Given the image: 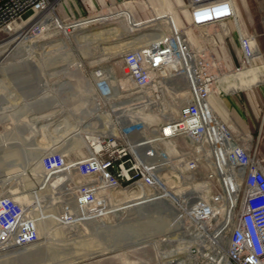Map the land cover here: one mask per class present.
<instances>
[{
  "label": "built area",
  "instance_id": "obj_1",
  "mask_svg": "<svg viewBox=\"0 0 264 264\" xmlns=\"http://www.w3.org/2000/svg\"><path fill=\"white\" fill-rule=\"evenodd\" d=\"M64 1L0 0V31L11 32L25 15L49 13V21L70 34L96 24L103 8L84 2L73 14ZM186 11L193 28L220 29L193 37L181 26L173 28L168 37L124 51L117 73L95 71L92 94L110 127L85 132L86 156L65 169L91 166L116 203H171L188 240L184 254L189 258L181 264H264L263 161L257 146L244 140H249L247 134L244 138L231 128L209 102L219 75L237 72L261 54L236 21L238 0H186ZM40 23L34 22L35 30ZM171 78L185 80L188 100L174 118L151 124L150 116L161 114L178 97L165 90ZM192 158L205 165L198 177ZM38 235L30 212L13 196H0V252L34 244ZM161 264L180 263L169 258Z\"/></svg>",
  "mask_w": 264,
  "mask_h": 264
},
{
  "label": "rangeland",
  "instance_id": "obj_2",
  "mask_svg": "<svg viewBox=\"0 0 264 264\" xmlns=\"http://www.w3.org/2000/svg\"><path fill=\"white\" fill-rule=\"evenodd\" d=\"M64 2L71 7V13L73 14L78 13L85 2L87 5H93L94 7H103L101 10L109 12L127 10L131 13L133 22H146L145 24L149 25L148 27L163 28L166 24H169L162 39L168 37L173 28L180 26L193 37H198L203 32L218 31L220 29V27L211 26L198 30L190 26L188 24L186 0H180V3L177 0H121L113 2L65 0ZM55 12L58 18L63 17L57 11ZM22 18L17 20L16 23L21 22ZM45 18H47L46 14L41 15L33 22H28L30 24L27 23L23 27L12 28L9 33L4 30L0 31V47L5 43L9 45L0 52V65L3 68L7 65L11 67V69H8L9 76H7L6 84L9 89L16 91L14 95L10 90L0 94V196L10 195L18 200L25 210L29 211L35 218L39 234V239L34 244L16 248L9 247L1 251L0 264H161L169 258L179 259L185 257V248L179 249L177 254H159L157 251L163 250L161 246L155 247L148 241H142L137 245L119 251H112L107 248L109 245V227L100 229V227H93L97 226L98 223L91 224L85 221L86 215L81 217L82 214L79 216L76 213L75 208H72L70 201L66 199L63 189L59 187L60 182H62L60 177L65 173L66 177L64 179H67L63 183L83 201L84 205L81 204L89 215L94 218L95 222H103L106 226L118 224L126 231L125 227L134 225V222H130L126 218L128 216L127 208H124L123 211L120 210V212H109V208H123L126 207L125 204L116 203L118 199L113 198L103 178L96 171H93L91 166L84 164L71 165L67 169L64 168L65 170L57 172L56 175H51V178L47 177V180L44 181L52 156L62 166H66L65 164H72L82 159L87 153L86 142L84 145L80 140L69 134L65 137L63 145L57 148L53 147L55 148L53 155L48 152L53 148H48L49 145L45 142V138L52 143L58 140L59 133L57 134L52 125L45 124L47 118L38 117L39 113L34 110L38 102H35L34 99L43 100L51 96L52 93L50 92L47 95V92L50 89L57 88L59 81L65 80L62 68L69 61L66 58H62L60 61L58 59V56L66 49L65 47L57 49L51 47L59 39H65L67 48L74 56V62L69 68L75 66L81 73L83 80L88 83L90 89L85 92V103L90 104L91 102H97L90 85L94 72L100 69V65L106 66L109 62L113 67V71L117 73L121 54L124 52L121 53V47L125 46V41L131 39L133 41V38L138 36V34H134L137 31H132L129 28L128 34L125 31H113L111 35L109 33V40L104 38L103 44H101L103 46L96 48L89 46V43L85 41V43H77L74 35L78 30L65 34L50 21L45 20L46 22L44 21L43 24H40V28L35 30L34 22L37 21L39 24ZM236 21L240 24L243 32L254 38V45L260 52L257 55H261L256 56L250 64L239 68L237 70L240 71L238 74H234L231 69L224 71L225 74L232 73V75L227 76L224 82L216 84L212 95L216 100H219L230 96L232 93L239 94L242 105L247 111L246 128L240 120H235L227 110H224L225 112L221 111L222 116L227 120V123L233 125L241 136L244 137L247 134L249 140H244L257 146L264 165V0H238ZM21 30H23L21 38L19 37L14 41L13 37ZM20 39L24 44V48L34 44V50L29 54H18L14 59H11L9 54ZM80 43L85 46L83 49L80 48ZM236 43V35H234L232 46H236ZM138 44L142 45L140 42ZM109 50L115 53H108ZM100 51L107 52L103 55L102 60L98 61L97 57H91V55H96ZM84 52L88 53L85 54ZM231 52L234 65L239 67L232 47ZM28 58L38 62L40 67H34L32 71H28L25 63ZM13 65L15 66L13 67ZM16 69H20L19 72L25 70L27 74H23L16 80L14 78ZM47 72L51 74L46 76ZM41 76L43 79L48 77L49 89L42 85ZM0 83L2 84V82ZM231 85L236 91L232 92L230 90ZM17 96L18 99H16ZM98 113L103 114L105 110H99ZM231 119H234L233 122ZM33 128L39 130L35 132ZM94 128V130L101 129L100 127ZM84 131L83 129L81 133L83 138L87 134ZM31 143L35 145L33 146ZM13 145L16 147L18 145L22 147L23 145L24 149L20 154L11 155L8 150ZM45 151L48 153L45 154ZM49 158L51 159L49 160ZM40 160L43 161V164L36 165ZM191 164L194 165V176L202 175L205 165L196 162L193 158ZM55 180H57V183L54 184ZM40 183V190L35 191L37 199L34 200L33 194L29 191L34 186L38 187ZM171 217V215L163 212L161 216L155 218L154 225L152 222L145 223L143 226L145 233H150L153 227L159 229L167 225L174 226ZM180 231L181 229H178L173 233Z\"/></svg>",
  "mask_w": 264,
  "mask_h": 264
},
{
  "label": "bare ground",
  "instance_id": "obj_3",
  "mask_svg": "<svg viewBox=\"0 0 264 264\" xmlns=\"http://www.w3.org/2000/svg\"><path fill=\"white\" fill-rule=\"evenodd\" d=\"M98 15H99L98 18L105 24L106 31H107L106 33L107 39L112 34L113 31H121V32L125 31V33L127 34L129 33L128 27L124 23L116 22L112 12L101 10V12H99ZM46 16H47V19L45 20L49 21L50 14L47 13ZM34 17L35 16L33 14L23 16L22 21L19 23H15L13 25V28H17L19 26L23 27L28 22L34 21L35 19L38 18V17L36 18ZM40 24H43V23L41 22ZM22 31L23 30H21L20 33L18 32L17 35L13 37L14 41L19 39L20 36H22L21 34ZM186 32L188 35H190L188 31ZM138 42L139 40L137 37L133 38V41L132 39L125 41V46L121 47V53L125 50L132 49L135 46H140ZM6 46H9V45L5 43L3 46H1L0 52L4 48H7ZM15 47L13 51L9 54L10 55L9 57L11 59L12 58L14 59V57L17 56L18 54H22V53L29 54L34 50V44L29 45L28 48H24V44L22 43L21 39L18 40ZM63 47H65L66 49L64 48L65 49L64 52L58 56V59L59 61L62 58L63 59L66 58L69 60L66 63L67 65L64 68H62L64 70L65 80L61 82L59 81L57 88L50 89V91L47 92V95L50 94L51 92L52 93L51 96H48L47 98L43 100L34 99L35 102H38L37 105L34 107V110L36 111V113H39L38 117L47 118L45 120L46 122L45 124L52 125L56 129L57 134L59 133L58 140L53 141L52 143H50V141L46 140L47 138H45V142L49 145V147L46 143L45 144L49 149L53 148L54 146L55 148H57L63 145L65 143L64 141L66 139L65 137L68 134L72 135L73 138L75 139L77 138L78 140H80V142H82L85 145V142H86L85 138L81 136L83 129L85 130L84 132H89V130H91L92 132L90 131V133H93L95 131L94 127H100L102 130H109V127H110V121H109L108 115L106 113H103V114L98 113L99 107L97 103H94V102H91L90 104L85 103L86 102L85 92L88 91V89L90 88H89L88 83L85 80H83L81 73L75 68V66L73 68H69L71 67L70 65L72 64V62H74V56L72 55V53H70L69 49L67 48V43L65 39L64 38L59 39V41L53 44V47L51 48L57 49V48H63ZM25 63L27 64L28 71L29 70L32 71L34 67H38V66L40 67L38 62H35L31 60L30 58H28ZM14 66L15 65H13V67ZM99 67L101 71L107 75L113 72V68L112 70H110L112 66L109 64V62L106 66L100 65ZM8 69H11L9 65L5 66L4 68L0 65V73H1L0 82H2V84L0 83V94L3 92L6 93L7 91L10 90L12 92V95H14V92L16 91L9 89L6 84L7 76H9ZM19 71L20 69L19 70L16 69V76L14 77L16 80L19 79L20 76H23V74H27V71L25 72V70H22L21 72ZM239 72L237 71L233 73L238 74ZM10 73L12 74V71ZM50 74H51L50 72L49 73L47 72L45 75L48 76ZM231 75L232 73L219 75L217 77V83L220 84L224 82L227 79V76L229 77ZM47 79L48 77H45L44 79L42 77V85H44L46 89H49V83ZM84 86L85 88H83ZM165 90L168 94H171V92L176 93L178 97L174 100V102L171 101L170 102L171 104L161 114L151 115L150 116V119H152L151 124H156L158 123V121L159 122L164 121L165 119L168 120V119L174 118L176 116L178 106L188 100L187 85L185 83V80L182 78L167 79L165 83ZM16 99H18V96ZM210 99H211V96L209 98V102H210ZM210 104L212 107H215L217 110H219L215 102L214 104L210 102ZM33 130L37 132L39 129L33 128ZM34 135L36 136V133ZM31 144L33 146L35 145L34 143H31ZM55 148H53V150H48V152H50L53 155ZM169 148L171 152L174 151V144L171 143ZM22 149H24L23 145L22 147L19 145L18 147L13 145L11 148H9L8 151H9V154L11 155H17L22 152ZM45 152H46L45 154L48 153L47 151ZM178 154L179 153L175 155L176 161L179 159ZM51 158H52L51 164L48 165L49 168L47 170V176L46 178H44V181L47 180V177L51 178V175L52 176L54 174L56 175L57 172L63 170L62 165L58 161H56V159H54L53 156ZM51 158H49V160ZM39 164H43V161L41 160L38 161L36 165H39ZM64 177H66L65 173H63L60 177V179H62V182H60L59 187L63 189V193L67 197L66 199L70 201L69 203L72 205V208L73 207L75 208L76 213L79 216H81L82 214L81 217H84V215H86L87 218H84L85 221L91 224L98 223L96 224L97 226H93V227H96V228L100 227V229L104 227H109V245L107 248H109L110 250L112 251L123 250L127 247L137 245L138 243L142 241L143 242L148 241L149 243L153 244L155 247L161 246L163 250L157 251L159 252V254H164V253L168 255L177 254V251L179 249L186 248L188 240L184 239L185 234L182 231L173 233L174 231L183 228V220L182 218H180L178 214H176V210L171 203L164 201V200L157 201V202H147L144 204H138V202H136V204H129V202H127L129 205L125 201L121 202V204H125L128 210L127 211L128 216L126 217L127 220L129 219L130 222H134L133 226L125 227V229L127 230L124 231L121 228L122 226L120 227L118 226V224L106 226L103 222H95L94 218H92L89 215V213L86 211L83 205L77 202L75 196L70 191V189L65 186L63 182H65L67 178L64 179ZM55 183H57V180L54 181V184ZM40 185L41 183L38 184V187L34 186L33 188H31V190L32 189L33 191L40 190L39 189ZM194 186L197 187V186H200V184L195 183ZM163 212L172 216L171 221L173 222L174 226H176V228H174V226L170 224L171 226L167 225L159 229H157L156 227H153L150 233H145L144 228H143L144 224L147 222L148 223L152 222L153 224L155 222V218H157V216H161ZM13 248H16V247H13ZM188 258H189L188 256H185L183 258H179V259L177 258V259L179 260V263L181 264L182 262L187 261Z\"/></svg>",
  "mask_w": 264,
  "mask_h": 264
},
{
  "label": "crops",
  "instance_id": "obj_4",
  "mask_svg": "<svg viewBox=\"0 0 264 264\" xmlns=\"http://www.w3.org/2000/svg\"><path fill=\"white\" fill-rule=\"evenodd\" d=\"M113 1H121V0H98V2H113ZM179 1L180 0H177L178 3H180ZM112 13H113V16L117 22L124 23L132 31H135V32L137 31L134 34H138V36H136V37L138 38L139 42L142 45L154 43V42L161 40L163 37V34L167 31V26H169V24H166L163 28L148 27L149 25H146L145 24L146 22L135 23V22H133V19L131 17V13L128 12L127 10L126 11L124 10L121 12H112ZM91 30H92V32H90ZM151 30H153V31H151ZM106 33H107V31H106L105 24L98 18V20L96 21V24H94L93 26L79 29L78 32L74 35V38H75L77 43L85 41V42L89 43L88 44L89 46H91V47L94 46V47L98 48V47L103 46L101 44H103L104 38H107ZM80 46H81L80 48H82V49H83V47H85L81 43H80ZM84 53L87 54L88 52H84ZM105 53H107V52H101L100 51L96 55L95 54L91 55V57H97V60L100 61L103 59V55ZM108 53H115V52L109 50ZM112 68L113 67H111L110 70H112ZM230 90L232 92L236 91V89L233 88L232 85L230 86ZM213 101L216 103L219 110H217L215 107H213V108L217 112L218 116L224 122L227 123V120L225 118H223V116H222L223 114L221 111L227 110V112H229V114H232V116L235 118V120H237V121L240 120L242 122V125L245 126V128H246L247 111H245L244 106L242 105L239 94L232 93V94H230V96L220 98L219 100H216L215 97L213 95H211L210 102L214 104ZM233 120L231 119L232 122H233ZM227 124H229L231 126V128L234 129L232 124H230V123H227ZM62 167H63V169L65 168V166H62ZM35 191H39V190H35ZM35 191H33V189L32 190L30 189V191H29L30 193L33 194L34 200L37 199L35 196Z\"/></svg>",
  "mask_w": 264,
  "mask_h": 264
},
{
  "label": "trees",
  "instance_id": "obj_5",
  "mask_svg": "<svg viewBox=\"0 0 264 264\" xmlns=\"http://www.w3.org/2000/svg\"><path fill=\"white\" fill-rule=\"evenodd\" d=\"M66 167V166H65Z\"/></svg>",
  "mask_w": 264,
  "mask_h": 264
}]
</instances>
